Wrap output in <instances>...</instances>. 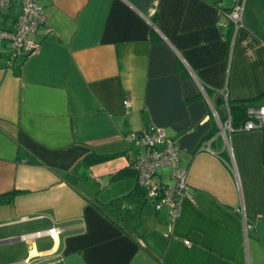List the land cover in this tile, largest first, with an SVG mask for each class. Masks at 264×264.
Masks as SVG:
<instances>
[{
  "label": "crops",
  "instance_id": "obj_1",
  "mask_svg": "<svg viewBox=\"0 0 264 264\" xmlns=\"http://www.w3.org/2000/svg\"><path fill=\"white\" fill-rule=\"evenodd\" d=\"M39 4L38 49L11 64L0 49V199L17 192L0 203V264H264L263 135L219 128L223 96L264 105V0H245L238 30L234 0ZM148 127L177 143L192 200L175 218L144 200L132 238L97 207L137 188L113 176ZM156 179L173 184L165 167Z\"/></svg>",
  "mask_w": 264,
  "mask_h": 264
},
{
  "label": "built area",
  "instance_id": "obj_2",
  "mask_svg": "<svg viewBox=\"0 0 264 264\" xmlns=\"http://www.w3.org/2000/svg\"><path fill=\"white\" fill-rule=\"evenodd\" d=\"M21 12L11 28L0 26V49L5 48L7 64L15 61L19 54H32L39 47V42L33 39L39 27L46 24V17L39 4L40 0H19ZM234 7L225 15L224 27L233 26L238 30L243 26V10L245 0H234ZM13 0H0V11L11 7ZM153 14V13H152ZM226 118L219 120V128L224 138L232 132L260 131L264 127V105L251 106L247 109V119L238 129L231 126V116L228 103L223 96ZM123 105L129 109L131 104L124 101ZM126 141L142 154L130 158V165L137 173V181L145 192L146 199L157 211L168 209L171 218H175L179 211L180 199H191L187 185V172L179 166V147L176 142L167 137L164 130L148 127L140 132L126 136ZM202 149H207L203 147ZM170 169L172 185H165L156 179L160 168ZM53 232V231H50ZM189 246L190 243L185 241ZM28 257L14 264H32Z\"/></svg>",
  "mask_w": 264,
  "mask_h": 264
},
{
  "label": "trees",
  "instance_id": "obj_3",
  "mask_svg": "<svg viewBox=\"0 0 264 264\" xmlns=\"http://www.w3.org/2000/svg\"><path fill=\"white\" fill-rule=\"evenodd\" d=\"M261 98V97H260ZM257 98V99H260ZM257 99L249 101H240L236 103H228V109L231 116V126L233 129H238L247 119V109L251 106H255ZM221 104L224 105L222 100ZM263 135L262 151L261 158L264 166V127L260 130ZM115 156L110 155H88L85 160L89 165L102 164L111 159H114ZM134 175L137 180V173L132 169L129 164L128 168L122 169L117 172L113 177L114 178H123L125 176ZM17 192H11L1 197L0 203H12L13 197ZM145 197V192L141 188L137 181V188L131 193L111 199L106 203L101 204L97 207L103 214L107 215L118 227L124 231L128 236L132 238H137L138 230L140 227V211L144 203V200L147 201ZM142 199V200H141Z\"/></svg>",
  "mask_w": 264,
  "mask_h": 264
},
{
  "label": "rangeland",
  "instance_id": "obj_4",
  "mask_svg": "<svg viewBox=\"0 0 264 264\" xmlns=\"http://www.w3.org/2000/svg\"><path fill=\"white\" fill-rule=\"evenodd\" d=\"M166 168H167V167H166ZM168 170H169V173H170V169H169V168H168ZM108 191H110V189H109ZM41 262H44L43 264H46V263L50 262V260H43V261H41Z\"/></svg>",
  "mask_w": 264,
  "mask_h": 264
},
{
  "label": "water",
  "instance_id": "obj_5",
  "mask_svg": "<svg viewBox=\"0 0 264 264\" xmlns=\"http://www.w3.org/2000/svg\"><path fill=\"white\" fill-rule=\"evenodd\" d=\"M23 55H24V56H29V55H30V53H27V54L25 53V54H23Z\"/></svg>",
  "mask_w": 264,
  "mask_h": 264
}]
</instances>
